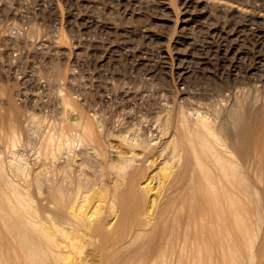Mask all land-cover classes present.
Returning <instances> with one entry per match:
<instances>
[{"label":"rangeland","instance_id":"rangeland-1","mask_svg":"<svg viewBox=\"0 0 264 264\" xmlns=\"http://www.w3.org/2000/svg\"><path fill=\"white\" fill-rule=\"evenodd\" d=\"M50 1L49 0H40V1L39 0H0V30L2 31V34L5 37V39L0 40V57H1L0 58L1 60L0 61V91L1 93L0 94L2 95V96L0 95V111H2L0 112V126L3 127V128L0 127V129L2 130V132H0V161H2L3 164H5V167L7 168L8 172H10L9 167L12 165L14 167L15 166L18 167L19 172L24 171L21 173L23 174L25 173L26 175L30 174L29 178L32 182L31 188H33L31 189V193L33 196V200H35L33 201L35 204L34 206H36L34 219L37 221L39 225H42L43 227H45L46 230L49 229L48 231L51 232L54 237L57 235L56 236L57 238L55 237L56 239L55 241L65 245V248H64L65 250L66 248L68 249L71 248V244L69 243L72 242L73 246L75 245L74 246L75 248L73 246L71 248L73 250L70 249L71 250L70 251L67 249V251L71 253L70 254L71 256L70 258L67 259L68 260L67 262L65 260L66 264H82L85 259H86L84 261L85 264L86 263L87 264H117V263L122 264V260L123 258L127 256V253H120L119 255H117L116 260L110 259V261H106L107 262L106 263L105 254L103 253L104 252L103 248L115 245L117 241L124 242L128 239V237L131 236V234L137 229L138 225L142 221H144L143 216L141 218L139 214L140 211H138V208H136L135 206H132L130 208L131 213L127 212L129 214L127 213L123 214L121 213V211H119V208H120L119 205H116V208H114L111 211L109 210L107 211L103 209L102 210L103 212L100 214L102 216L100 217L99 215L100 219L97 217V215L92 216L90 212L87 214L86 222H88L90 225V226L87 225L88 227L92 226L93 228L96 225L95 223H97V221L102 222L104 225H107L109 223V226L108 225L105 226L108 228L107 234L110 238L108 240L107 238L102 240L101 238L102 236L94 235L92 229L87 230V228L85 227L86 228L85 230V228H83L84 226L83 223L80 220H78L76 216L73 217L72 214L66 213L65 215L67 219L71 221L70 223H72L73 221L72 225L68 224L69 226L67 225L65 228L68 230V233L70 234L69 236L73 238L71 240L70 237L66 236L68 234L65 235L62 233V236H61L60 234L61 232L55 229V226L53 225L54 223L52 222V217H51L52 215L50 216V213L54 214L55 212L60 210V207L54 204L52 207H50V209L54 207L53 209L55 210V212L53 209H52L53 210L52 212H49L50 209L47 210V208H49V205H47V203L49 202L48 197L51 196V194L55 192L56 190L55 187H57L59 183L64 182L63 177L65 178L66 181L67 180L70 181L72 179L71 181L72 183L74 182V184H72L71 182H68V184H65V185L66 186L69 185L68 186L69 188L67 187L68 190L71 191L73 189L74 191L73 190L72 191L76 192L77 191L76 188L78 189L77 184L79 182V179L84 180V177L88 178L92 176L90 177L91 179L88 178V180L92 182L89 183L87 189H89L91 185L93 189L90 187L88 192L89 194L92 193L91 197L93 196V199H96L99 196V193L101 191H104V190L106 191L107 189L106 195H104V197L102 198L103 200H105L103 206L106 207L108 200L111 198L110 190H108L109 183L111 181V178L108 179V177H111V174H110L111 171L110 173L108 172V170H110L109 165L113 164L119 159V157H117L119 156L118 151L119 152L123 151V148L121 147V145L123 146V144L120 141L122 137H125V139L127 140L129 139V141H134V142L137 141L136 143L140 144L142 149H145L146 147H150L154 151L162 149L163 142H165L168 136H170V134L173 132L172 131L173 127L172 129L171 128L167 129V127L164 128L165 127L164 122H166L170 116V114L167 113L168 117H166V112H168L169 109L171 111L173 109L174 104L171 102L172 100L167 95L166 96L157 95V90L160 89V87L162 86L161 85L162 83H163V86H166V88L168 90H171V92L173 93L184 92L188 89L187 84L179 83V80L177 78L178 75L175 74L176 72L174 71V69L169 77H165L167 79H164V80L161 79L158 84L157 82L156 83L149 82V78H148L149 76L146 74L145 69H148L149 67H154V69H159L160 54H161V49L159 47L162 46V42L166 41L167 43L165 42V44L169 46V48L172 49L173 48L172 42L177 40V38H179L180 42L184 43L186 48H190L191 46L195 47L196 56H200L201 54H204L210 58V61L207 64L208 67L204 66L205 70L203 71L202 69L201 70L202 72H200L199 76L197 77L195 76L190 79V82L192 84L199 85V87L201 86L200 87L201 91L205 92L208 95L207 100L205 99L203 100V102L198 103L196 107L191 106L193 111L191 107L186 104L185 101H181V102L178 101L179 103H177V105L179 104L181 107L184 106L186 110H189L191 115L193 114L194 111L198 110L197 112L200 113L202 116L203 114L206 117L208 116L207 118L212 120V122L214 123V125H216V128H217L222 122V120L224 119V117H226L225 115H227L228 109H230L229 107L232 106L231 104H234L233 103L234 101L235 102L241 101L243 106L246 105L247 107H254L255 99H257L260 96H263V90L255 86L253 83L250 84L248 82L251 81L252 79L257 78V76H259L258 74L261 75L262 69L256 70L257 72L255 73L257 75L253 72L254 70L253 71L251 70L252 68L257 67L256 64H257V57H258L257 51L258 50L256 51V49L254 50L253 48L254 46H256L254 42L255 37H253V35L251 36L249 29L259 30L260 28L257 24H255V26L254 24L249 25V23H247V21L245 22V19L243 18L235 19V17H233L230 12L227 13L228 11H226L225 13L224 12L220 13L213 9L212 12L208 11L206 12V14L204 13L202 14L201 11H198V10L194 11L195 8L186 9L187 7H185L182 4L181 0H164V1L163 0H145L144 1L145 4L144 3L138 4L134 0H74L76 3L73 0H71L70 3H69L70 0L69 1L68 0L66 1L58 0L61 5L60 7L61 16H59V18H56V16L54 15L52 8H51L52 2ZM223 1L228 2V0H223ZM162 2H165V3H162ZM230 2L239 4L242 7H245L252 11H256V12L264 11V0H242V1L241 0H230ZM241 2L243 3L241 4ZM68 5L69 6L72 5L73 8H76V10L74 9L77 14L76 16L72 18L68 17V14H67ZM182 7L183 8L185 7V8L183 9ZM185 12H187V14ZM196 14H197V17H196ZM92 16L96 17L98 20H100V22L109 21V23L113 25L114 29L116 28L117 30L115 29L114 32L111 31L112 32L111 33L109 31L104 30L99 25L96 27V25L91 23ZM184 20H189V21H186L187 23H181ZM195 20H203L206 24H202L203 25L202 28H199V25L196 26ZM126 26L131 27L130 30L132 31L130 33H124L122 31V28H126ZM205 26H207L208 28ZM187 27L188 28L190 27V32H192L194 36L193 40L191 41L192 45L190 46L187 45V43L185 42V38H184L185 36L184 33L188 32ZM209 27H210V30L208 31L207 29H209ZM181 28L186 29V30L182 32L183 29ZM220 28L225 29V30L230 29L232 32L234 30V33L238 31V29L244 30V33L246 36L245 45L246 46L248 45V47H250L249 48L250 54L249 56L244 58L245 61L243 59V61L241 62L240 71L238 70L236 72L237 74L232 72L233 68L231 66H228L229 63L227 64L221 63L220 58L216 56L214 57L213 56L214 54H212L211 49H214L215 47L220 46L222 42L221 41L222 38H221L219 31H214V29H220ZM142 29L143 30L147 29L151 31L153 34L156 35L157 38H159L161 42H159V40L157 41L156 39L148 40L142 37ZM248 32L250 33V35ZM166 36H167V39L165 38ZM60 39H64V41L68 39L65 42V46L67 47V53L70 52V54L66 53L63 55L61 52L56 51V47L54 44L56 43V41L58 42ZM92 44H97V45L99 44L98 45L99 49L97 50V53L95 54L91 52ZM109 46H113L116 48L119 47L118 51H116L115 54H110L111 52L108 49ZM185 53L187 52L185 51ZM141 58L146 59V64L148 62V65L146 64L139 65V59ZM173 60L174 61L171 64H172V67L175 68L179 64V60L177 59H173ZM56 68L61 70L62 77H60L56 86L55 85L52 86L55 83V80L53 82L54 76L51 77V75L54 73V70ZM74 68L75 69L77 68V69L75 70ZM87 72L88 74L96 73V75L101 76V78L103 76L105 77L103 78L105 80L108 77L107 80H109V84H110L107 87L108 89L103 86L96 88V86H94L93 84L91 85L84 77L85 75H83V73H87ZM231 73H233V75ZM70 74L76 75L75 79L72 80V78H70L71 76ZM136 74H140V75H136ZM114 75H115V78L120 77L118 80L119 82L115 79H112L114 78ZM201 75L203 76L204 80L202 79ZM209 75L211 76L209 77ZM110 76H113V77H110ZM235 76L237 78H235ZM128 78H130V80ZM196 79L198 80V82ZM233 80L234 82L235 81L241 82V86H239L238 88L232 87L230 90L228 86L233 84ZM68 85L71 86V88H69ZM35 87L36 88L39 87L40 90H38L37 92L38 94H40L39 97L40 98L42 97L41 99L39 97H36L35 99L30 97L29 91H31L30 89H33ZM53 87L55 88V90ZM122 90H130L136 93L137 97H132V99L130 98L128 101L123 102V99L121 98V96H119ZM58 91L59 93H57ZM138 94L139 95L142 94V95L138 96ZM61 95L67 96L70 99L69 100L70 103L68 106H63L62 104L59 105L60 102L57 99V97ZM247 99L248 101H246ZM245 101L246 103L249 104V106L248 104L244 103ZM42 103L45 104L46 106L44 105L42 106L41 105ZM165 107L167 108V110H165L166 112L163 111L164 109H166ZM128 113L130 114V116ZM126 117H131L130 119L131 121L129 122L130 124L128 123ZM8 120H9V123H8ZM10 120L13 121L14 123L11 122ZM77 121H79L80 124L81 122H83L80 126H83V124L85 125L86 121H87L86 123L88 122L91 123V125L94 127L97 140H94L95 138L94 139L91 137L89 138V136L86 137V135L82 133V130L78 126L79 123L77 124L78 127H75V123H77ZM5 122H6V125H5ZM8 125H10V127L15 126V128H10L9 129L10 132H8V128H9ZM68 126L73 127L74 129L71 128L69 130ZM161 127L164 128L163 130H168V131H164L165 132L164 133ZM5 130L7 131V133H5L6 132ZM12 130L16 131L14 132L16 133L17 136H16V140L14 138L15 141L12 139L14 143H12L11 141L12 144L11 143L9 144L6 134L7 135L9 134L8 137H10L12 135L11 133ZM217 130H216L217 136L220 137L221 141L225 142L226 139L224 137V133L221 132L218 128ZM163 134H166V135L163 136ZM46 135L49 137L52 136L50 137L51 139L48 140L49 137L47 138ZM131 137L133 139H131ZM89 139H92L90 140L91 143ZM53 140L55 141L51 142ZM56 145H57V148H56ZM39 149H40V152L38 151ZM146 149H149V148H146ZM81 154H84V155H81ZM44 155L47 157H45ZM97 156L99 159L97 158ZM46 158L47 159L49 158L48 159L49 161H47ZM106 158H107V161H105ZM139 158L140 159H138V161L140 162L141 155H139ZM51 159H53V161ZM43 161H45V164H43L44 163ZM35 163L36 165L34 166ZM70 163H72V166ZM104 163H106L107 165ZM38 164L39 165L42 164V165L39 166ZM46 164H49V165H46ZM63 164L65 166H63ZM69 165L71 166L70 168H69ZM59 166L62 169H60ZM78 166H80L79 169H78ZM92 166L94 167L92 168ZM56 167H58L60 171ZM64 167H67L69 169L67 168L65 169ZM33 170H36V171L38 170V171L36 172ZM78 170H80V173ZM76 173L77 174L79 173V174L77 175ZM80 174L82 175V178L79 177ZM35 175H37L40 178L39 179L38 177L35 178ZM45 175H47V178ZM54 175L55 177L53 178ZM72 175H74L75 177ZM51 176L53 179L51 178ZM69 176H70V180L68 179ZM249 176L251 178V183H252V186L255 192V200L259 207V211L257 213V216L255 217L254 224H255V228L258 229L260 239L259 241L256 242V245L251 252L252 253L251 260L248 262L243 259L241 261V264H243L244 262H245L244 264H264V240H263L264 234L261 236V234L264 232V210H262L264 209V206H263L264 205V174L260 173L259 171H254V172L251 171L249 173ZM42 177H44V179ZM61 178H62V181H60ZM35 180H37L36 182H38L37 187H36ZM95 181L97 182L95 183ZM100 182L101 183L103 182V183L100 184ZM95 186H97L98 188L102 190L100 189L96 190L97 187ZM99 186H103V187H99ZM47 187H49L51 191ZM36 188L39 189L38 190L39 193L36 192L37 191ZM43 191L45 193L47 191V193L45 194ZM37 193L40 194V196ZM79 193H81V191ZM79 193L76 192L75 195H78ZM85 193H83V195L79 194V196H81L80 197L81 200H83L84 198L83 196L85 195ZM43 196H46L45 198H47V200L44 199ZM45 207L46 209H44ZM64 212H68V211H64ZM112 212L115 213V215L117 214L118 215L115 216L114 214H112ZM42 213H45V215L47 214V216L45 215H44L45 217L42 216L43 215ZM36 214H38L41 218L38 215L36 216ZM110 215L111 216L113 215L112 218ZM72 217L76 219L77 221H80V223L74 220ZM48 219L51 221H49ZM74 223L76 224L75 227H74L75 225ZM82 234H84L83 237H82ZM66 239L69 242H67ZM76 239L78 241L80 240L79 243H77ZM102 241L105 242V244ZM56 245L53 246L54 250H57L55 248ZM76 245L78 246L81 245V249L78 246L76 247ZM83 247H84V250H82ZM76 248L80 250L74 251ZM80 251H83V252L80 253ZM99 252L100 253L102 252V253L100 254ZM100 257H102V259ZM153 263L154 261L148 259L145 263L143 262L140 264H153Z\"/></svg>","mask_w":264,"mask_h":264},{"label":"bare ground","instance_id":"bare-ground-1","mask_svg":"<svg viewBox=\"0 0 264 264\" xmlns=\"http://www.w3.org/2000/svg\"><path fill=\"white\" fill-rule=\"evenodd\" d=\"M59 1L58 0H51L50 1V2H52L51 8H52V11H53L54 15L56 16V18H59V16H61V10H60L61 5H60ZM134 1L138 4H143L145 0H134ZM70 2H71V0L69 1V3ZM181 2L185 7H187L186 9L195 8L194 11H196V10L201 11L202 14L203 13L206 14V12H208V11L212 12L213 9L215 11L220 12V13H222V12L225 13L226 11H228L227 13L230 12L231 15L233 17H235V19L236 18H239V19L243 18V19H245V22L247 21V23H249V25L254 24V26H255V24H257L259 26V28H260L259 30L249 29L251 36L253 35V37H255L254 42H255L256 46H254L253 48H254V50L256 49V51L258 50L257 51L258 57H257V64H256L257 67L252 68L251 70L252 71L254 70L253 71L254 73L257 72L256 71L257 69H260V70L262 69L263 71L261 70V75L258 74L259 76H257V78L252 79L251 81L248 80L249 81L248 83H250V84L253 83L255 86L261 88L263 90V96H260L257 99H255V101H254L255 103L253 102L254 107H247L246 105L243 106L241 101H236V102L234 101L233 102L234 104H231L232 106L229 107L230 109H228V112L226 111L227 112V115H225L226 117H224V119L222 120L220 125L217 127L221 132L224 133V137L226 139L225 142L221 141L220 137H218L217 133H216V130H217L216 125H214L212 120L207 118L208 116L206 117L204 114L202 116L200 113L197 112L198 110L194 111L193 114L191 115L189 110H186L184 108V106L181 107L179 104H178L179 106L177 105V103H179L181 101H185L186 104L189 105L190 107L191 106L196 107L198 103L203 102V100H205V99L207 100L208 95L205 92L201 91V88H200L201 86L199 87V85L192 84L190 82V79L192 77L199 76L200 72H202L201 71L202 69H203V71L205 70V67L207 66L208 62L210 61V58L204 54H201L200 56H196L195 47L191 46L190 48H186L184 43L180 42L179 38H177V40L172 42L173 43L172 49L169 48V46H167L165 44L166 41L162 42V46L159 47L161 49L159 69H154V67H149V68L147 67L148 69H145L146 74L149 76L148 77L149 82H151V83L157 82V84H158L161 79H163V80L167 79L165 77H169L170 74L173 72V69H174V71L176 72L175 74L178 75L177 78L179 80V83L188 85V89L186 91L178 92V93L171 92V90H168L166 88V86H163V83L161 84L162 86L160 87V89L157 90V95H159V96L160 95H162V96L167 95L172 100L171 102L174 104L173 109L171 111L169 109L168 112H166L165 111V110H167L166 107H165L166 109L163 110L166 112V117H168L167 113L170 114L168 120L166 121V119H165L166 122H164L165 123L164 128L167 127V129L168 128L172 129V127H173V130H172L173 132L170 130L172 133L170 134V136H168L166 141L163 142L162 149H159L157 151L152 150V148H150V147H146L149 149H146V148L142 149L140 144L136 143L137 141L136 142L129 141V139L127 140V139H125V137H122V135H121L122 139L120 141L123 144V146L121 145V147L123 148V151L122 152L118 151L119 156H117V157H119V159L116 162L113 161L114 163L109 165L110 170H108V172L110 173V171H111V173H110L111 177H108V179L111 178V181L109 183V188L108 187L107 188H108V190H110L111 198L109 200L107 199L108 202H107L106 207L103 206L105 200H103L102 198L104 197V195H106L107 189H106V191L104 190L105 192L101 191L99 193V196L96 199H93V196L91 197L92 193L89 194V192H88L90 187L92 188V185H91L89 187V189H87L89 183L92 182V181H89L88 178L91 179L90 177H92V176H90L88 178L84 177V180H80L79 178H77V179H79V182H78V184L76 183L78 186V189L76 188V190H77L76 192L79 193L81 191V193H79V194H82V195H83V193L86 192L85 195L83 196L84 197L83 200L80 199L81 196H79V194L75 195L76 192H73L74 191L73 189H72L73 191L72 190L70 191L67 189V187L69 185L66 186L65 184H68V182L72 183V181H71L72 179L70 180V176L68 178L70 181H68V180L66 181L65 178L63 176H61V177H63L64 182L59 183L57 185V187H55L56 188L55 192L52 193L51 196L48 197L49 202L47 203V205H49V208H47V210L50 209V207H52L54 204H56V205H58V207H60V210L57 212H55V210L53 209L54 207L52 208L56 214L50 213V216L52 215L51 216L52 222L54 223L53 225L55 226V229H57V231L61 232L60 233L61 236H62V233L65 235L68 234L66 236L70 237L71 240L73 238H71V236H69L70 234L68 233V230L65 228L68 224L72 225L73 221H72V223H70L71 221H69V219H67V217L65 215L66 213L72 214L73 217L76 216L77 219L83 223V225H84L83 228L86 227L87 230L92 229L94 235L102 236L101 237L102 240L105 238H107V240H108V239H110L108 234H107L108 228L105 226H107V225L109 226V223L107 225H104L102 222L97 221V223H95L96 225L93 228H92V226L88 227L87 225H89V223L86 222L87 214L90 212L92 216L97 215V217L99 218V215L103 212L102 211L103 209L107 210V211L108 210L111 211L114 208H116V205H119V207H120L119 211H121V213H123V214L130 212L131 211L130 208L132 206H135L136 208H138V211H140L139 214H140L141 218L143 216L144 221H142L138 225L137 229L131 234L130 237H128V239L126 241H124V242L123 241L122 242L117 241V243L115 245L103 248V251H104L103 253L105 254V262L110 261V259L116 260L117 255H119L120 253H127V256L125 258H123V260H122V264H140L143 262L145 263L148 259L154 261V263H156V264H241V261L243 259L245 261H248V262L251 260V258H252L251 252L254 249L256 242L259 241V239H260L258 229L255 228V224H254V220H255V217L257 216V213L259 211V207H258L257 202L255 200V192H254V189H253V186L251 183V178L249 176V173L251 171L252 172L259 171L260 173L264 174V11L262 10L263 12H260L259 9H258L259 12L252 11L250 9L242 7L239 4L231 3L230 0H228V2L223 1V0H181ZM162 3H165V2H162ZM242 3L243 2H241V4ZM73 5H74V3H73ZM255 7H257V6H255ZM260 7H261V5H260ZM67 9H68L67 14H68L69 18H72V17L77 15L75 12L76 8H73L72 5H70V6L68 5ZM187 12H188V10H187ZM187 12H185V13L187 14ZM190 12H191V10H190ZM196 17H197V14H196ZM186 19H187V17H186ZM186 21H189V20H184L183 22H181V21L180 22L181 23H187ZM91 23L96 25V27L99 25L104 30L109 31V32H111V31L114 32V30L116 29V28L114 29L113 25L111 23H109V21L100 22V20H98L96 17H93V16L91 18ZM195 24H196V26L199 25V28H202V26H203L202 24H206V23L203 20H195ZM32 25H34V24H32ZM205 27H207V26H205ZM130 28L131 27L126 26V28H122V31L124 33H130L132 31V30H130ZM181 29H183V28H181ZM149 30H147V29L143 30L142 29V37H144L145 39H148V40L156 39L158 41L159 38H157L156 35L153 34ZM184 30H186V29H183L182 32H184ZM187 30H188V32L184 33L185 34L184 38H185V42L187 43V45L190 46V45H192L191 41L193 40L194 36H193L192 32H190V27ZM207 30L209 31L210 27ZM34 31H35V29H34ZM140 31H141V29H140ZM191 31H193V30H191ZM214 31H219L221 38H222V39L221 38L220 39L222 42H221L220 46H217L214 49H211L212 54H214L213 56L220 58L221 63H223V64L229 63L230 65L228 64V66H231L233 68V71H232L233 73H236L238 70L240 71L241 62L243 61V59L245 57L249 56V54H250V49H249L250 47H248V45L247 46L245 45L246 36H245L244 30L238 29V31L235 30L236 32L234 33V30L232 32L230 29L225 30V29L220 28V29H214ZM248 33H246V34H248ZM250 33H249V35H250ZM202 34H203V32H202ZM2 36H3V34H2V31L0 30V40L5 39V37L4 36L2 37ZM163 36H164V34H163ZM165 38L167 39V36ZM247 38H249V37H247ZM66 41H64V39H60L58 42L56 41V43L54 44L56 47V51L61 52L63 55L67 53V47L65 46ZM159 42H161V41L159 40ZM196 43H198V42H196ZM152 44H154V43H152ZM212 44H214V43H212ZM98 45L97 44L91 45V52L93 54L97 53V50L99 49ZM100 46H102V45H100ZM128 47H130V46H128ZM157 47H158V45H157ZM118 48L113 47V46H109L108 49L111 52L110 54H115L116 51H118ZM211 48H213V47H211ZM185 49H187V50H185ZM185 51L187 53H185ZM68 53L70 54V52H68ZM128 56H130V55H128ZM149 59H151V58H149ZM173 59L179 60V64L175 68H173L172 64H171L174 61ZM79 61H81V60H79ZM244 61H245V59H244ZM140 64H146V59H143V58L139 59V65ZM146 65H148V62ZM143 68H145V67H143ZM55 70H54V73L51 75V77L52 76L55 77V79L53 77V82L55 80V83L52 86H54V85L56 86L60 77H62L61 70L60 69H57L56 71ZM211 71H212V69H211ZM208 73H209V71H208ZM233 73H231V74L233 75ZM254 73H253V75H254ZM70 75H68V76H70ZM83 75H85L84 77L86 78V80L91 85L93 84L94 86H96V88L102 87V86L107 88L110 85L109 80H107L108 77L105 80V79H103V78H105L103 76L101 78V76L96 75V73L95 74L94 73L88 74V72L83 73ZM136 75H140V74H136ZM251 75H252V73H251ZM210 76L211 75H209V77ZM75 77H76V75H74V74H72L70 76V78H72V80L75 79ZM110 77H113V76H110ZM119 78L120 77L115 78V75H114V78H112V79H115L118 81ZM235 78H237V77L235 76ZM121 79H120V81H121ZM128 79L130 80V78H128ZM202 79L204 80L203 76H202ZM250 79H251V77H250ZM71 81H69V82H71ZM111 81H113V80H111ZM197 82H198V80H197ZM69 85H71V84H69ZM69 85H68V87L71 88V86H69ZM239 86H241V82H238V81L234 82V80H233V84L229 85L228 87L231 90L232 87L238 88ZM36 87L33 89H30L31 91H29L30 97L34 98V99L36 97L40 96V94H38V92H37L40 89H39V87L38 88H36ZM122 89H123V87H122ZM54 90H55V88H54ZM0 93H1V91H0ZM57 93H59V91ZM143 93H145V92H143ZM209 94H211V93H209ZM4 95H5V93H4ZM64 95L58 96L57 99L59 100L60 103L58 101L57 102L59 103V105L62 104L63 106H68L70 103L69 102L70 99ZM78 95H80V94H78ZM140 95H142V94H140ZM140 95L138 94V96H140ZM119 96H121V98L123 99V102H125V101H128L130 98L132 99V97H137V94L130 91V90H122ZM229 97H230V95H229ZM73 99H75V98H73ZM246 101H248V99ZM246 101L244 103H246ZM246 104H248V103H246ZM41 105L46 106L43 103ZM164 106H165V104H164ZM248 106H249V104H248ZM192 107H191V109H192ZM200 107H202V106H200ZM188 109H190V108H188ZM203 109H204V107H203ZM192 111H193V109H192ZM0 112H2V111H0ZM161 112H162V110H161ZM83 114H84V112H83ZM13 116H14V114H13ZM129 116H130V114H129ZM1 117H2V115H1ZM14 118H16V117H14ZM126 118H127L128 123H129L131 121L130 120L131 117H126ZM81 121H83V120H81ZM163 121H164V119H163ZM11 122H13V121H11ZM86 122H85V125L83 124V126H80L83 122H81V124H80V122L77 121V123H75V127L79 126L80 129L82 130V133H84L86 135V137L89 136V138L91 137L93 139L95 138L94 140H97L94 127L91 125V123H89V122L86 123ZM8 123H9V120H8ZM150 123H151V121H150ZM10 124H12V123H10ZM77 124H78V126H77ZM5 125H6V122H5ZM8 126H9V128L6 127V128H8V132H10V130H9L10 128H15V126L14 127H10V125H8ZM143 126H145V125H143ZM68 127H69V130L71 128H73L70 126H68ZM162 127H161V129L163 130L164 128H162ZM1 128H3V127H1ZM135 130H137V129H135ZM12 131H11L12 135L10 137H8L9 134L8 135L6 134V137L9 141V144L11 143V141H12V143H14L13 140H14V138L16 140V136H17L15 133L16 131L15 130H14L15 132L14 131L12 132ZM164 131H168V130H163V132ZM0 132H2V130ZM17 132H18V130H17ZM66 132H68V131H66ZM5 133H7V131ZM223 133H221V134H223ZM164 135H166V134H163V136ZM84 136H82V137H84ZM46 137L48 138L49 136L46 135ZM50 137H52V136H50ZM50 137L48 140L51 139ZM115 138H116V136H115ZM131 139H133V138L131 137ZM90 140H92V139H89V141ZM54 141L55 140H53L51 142H54ZM84 142H85V140H84ZM90 143H91V141H90ZM98 143H99V141H98ZM7 144H8V142H7ZM66 146H67V144H66ZM40 147H41V145H40ZM56 148H57V145H56ZM50 150H52V149H50ZM38 151L40 152V149ZM81 155H84V154H81ZM139 155H141V161L140 162L138 161V159H140ZM45 157H47V156H45ZM49 157H51V156H49ZM91 158H93V157H91ZM97 158H98V156H97ZM48 159H47V161H49ZM94 159H96V158H94ZM51 160L53 161V159H51ZM82 161H83V159H82ZM82 161H81V163H82ZM91 161H93V160H91ZM105 161H107V158ZM43 162H44L43 164H45V161H43ZM41 163H42V161H41ZM52 164H54V163H52ZM70 164L72 166V163H70ZM104 164H106V163H104ZM35 165H36V163L34 164V166ZM41 165H39V166H41ZM46 165H49V164H46ZM101 165H102V163H101ZM63 166H65V165L63 164ZM71 166L69 165V168ZM61 167H62V165H61ZM61 167H60V169H62ZM93 167L94 166H92V168ZM102 167H103V165H102ZM56 168H58V167H56ZM64 168L66 169L67 167H64ZM69 168H67V169H69ZM79 168H80V166H78V169ZM18 169H19L18 167H16V166L14 167L11 165L9 167L10 172H8L7 168L5 167V164H3L2 161H0V264H66V262L68 261L67 259L70 258V256H71L70 255L71 253L67 251L68 248H66V250L64 249L65 245L55 241L56 240L55 237L57 235L54 237L53 234L48 231L49 229L46 230L45 227H43L42 225H39L37 223V221L34 219L36 206H34L35 204L33 201H35V200H33V196L31 193V189H33V188H31L32 182L29 178L30 174L27 173L29 175H26L24 173L25 174L24 175L23 173H21L24 171L20 170L21 172H19ZM60 169H59V171H60ZM107 169H108V167H107ZM47 170H48V168H47ZM63 170H61V171H63ZM73 170H75V169H73ZM33 171H36V170H33ZM78 171L80 173V170H78ZM53 174H51V175H53ZM37 175H35V178L38 177ZM47 175H45L46 178H47ZM80 175H79V177L82 178V175L81 176ZM72 176H74V175H72ZM88 176H89V174H88ZM54 177H55V175L53 176V178ZM39 178L40 177H38V179ZM42 178L44 179V177H42ZM51 178H52V176H51ZM85 178H86V180H85ZM95 178H96V176H95ZM253 178H254V176H253ZM99 179H100V177H99ZM33 180H34V178H33ZM37 180H35V182ZM60 181H62V178L60 179ZM48 182H50V181H48ZM96 182L97 181H95V183ZM37 183L38 182H36V187H37ZM102 183L100 182V184H102ZM72 184H74V182ZM71 186H73V185H71ZM95 187H97V186H95ZM99 187H103V186H99ZM47 188L50 190L49 187H47ZM36 189H37L36 192L39 193V191H38L39 189L38 188H36ZM84 189H85V191H84ZM97 189H100V188L97 187L96 190ZM100 190H102V189H100ZM50 191H48V192H50ZM94 192H96V191H94ZM94 192H93V194H94ZM46 193H47V191H46ZM38 195L40 196V194H38ZM45 197L46 196H43V198L47 200V198H45ZM43 206H45V205H43ZM46 207L44 209H46ZM261 208H262V206H261ZM37 209H38V207H37ZM52 209H50L49 212H52L53 211ZM262 210H264V209H262ZM64 211H68V212H64ZM118 213H120V212H118ZM38 214H36V216ZM42 214H43L42 216L45 215V213H42ZM112 214L115 215V213H113V212H112ZM127 214H129V213H127ZM117 215H115V216H117ZM45 216H47V214ZM101 216L102 215H100V217ZM112 216H111V218H112ZM74 220H76V219H74ZM49 221H51V220H49ZM80 221H77V222L80 223ZM75 226H76V224L74 225V227ZM111 226H113V225H111ZM77 227H78V225H77ZM86 228H85V230H86ZM112 228H114V227H112ZM71 232H73V231H71ZM263 234H264V232L261 234V236ZM78 235H79V233H78ZM83 235L84 234H82V237H83ZM75 236H76V234H75ZM112 237H113V235H112ZM101 238H100V240H101ZM77 239H76V241H77V243H79L80 240L78 241ZM263 240H264V236H263ZM67 242H69V241L67 240ZM103 243L105 244V242H103ZM69 244H71V248H72V246H73L72 242ZM54 245H56L55 248L57 250L53 249ZM81 245H79V246L76 245V247L78 246L81 249ZM84 247L82 250H84ZM71 248H69L68 250H70ZM71 250H73V249H71ZM76 250L79 251L78 248H76L74 251H76ZM81 252H83V251H80V253ZM80 253H79V255H80ZM100 258L102 259V257H100ZM246 258H248V259H246ZM65 260H66V262H65ZM114 260H112V261H114ZM84 261H83V263H84Z\"/></svg>","mask_w":264,"mask_h":264}]
</instances>
